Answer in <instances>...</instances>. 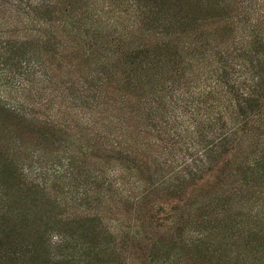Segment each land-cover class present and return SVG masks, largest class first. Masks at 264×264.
<instances>
[{"label":"trees","instance_id":"1","mask_svg":"<svg viewBox=\"0 0 264 264\" xmlns=\"http://www.w3.org/2000/svg\"><path fill=\"white\" fill-rule=\"evenodd\" d=\"M209 1L203 0L205 3ZM257 1L258 6L254 5L256 0H233V3L242 21L247 18L250 21L252 14L256 16L249 26L253 32L261 28L260 34L264 35V0ZM110 5V1L105 0H0V115L37 118L41 126H50L53 133L61 134L64 151L69 147L68 138L73 136L69 134L79 131L84 139L86 134L92 136V140L90 137L85 139L84 158L91 157L94 151L108 154H103L101 164L98 161L94 171H77L71 156V162L59 160L63 161L60 171L53 170L51 176L55 173L56 178L62 180L82 182L85 179L82 185L87 189L86 193L98 197L94 208L83 205L68 207L75 211L68 216L72 217V224L78 222L76 230L93 222L101 226L105 219L101 214H112L110 203L123 204L136 196L140 188L141 167L147 163L146 157H150L151 148L158 142L164 145L161 149L169 155V159L161 162L166 169L177 162H183V165L191 163L190 171L197 174L210 162V154L219 151L220 144L225 145L231 134L237 133L238 127L247 130L243 136L246 137L244 148L248 154L241 157L239 166L244 190L233 199H224V207L229 208L216 212V217H221L230 211V206H236L234 209L238 213L235 216L240 220V226L235 225L239 230L234 236L220 238L215 237L220 228L214 230V237L221 245L240 242L238 240L246 230L255 228L253 224L257 217L264 215L263 202L257 204L260 196H264V56L259 58L256 53L249 52L247 44L237 51L232 49L222 53L221 56L227 59L224 68L230 71L227 84L219 79V90L213 91L210 98V92L199 93L203 102H196L197 111H190L189 117L185 118L192 125L214 121L208 131L213 138L210 143L198 147L203 143L199 125L187 126L182 132L173 128L172 138L166 133L164 140L156 137L157 143L144 137L139 141L138 135L149 137L151 131L157 135L166 131L162 127L164 122L162 126H154L150 122L154 112L158 116L161 99L172 82L169 77L167 88L165 85L158 88V83H165V80L153 79L155 63L149 59L152 52L155 54V50L163 48L168 56L169 38L177 32L182 34V30L185 34L189 31L191 37L198 40L207 20L197 19L191 29L184 30L178 26L173 32L170 31L171 24L162 22H154L147 27L144 20H129L126 26L117 25L108 17L113 13ZM116 12L119 14L120 10ZM119 29L120 35L116 38ZM261 38L264 41V36ZM125 39H128V44H123ZM118 71L124 73L123 78L116 77ZM170 72L176 73L178 69ZM64 76L67 78L59 80ZM120 81L123 85L117 87ZM116 92L120 94L118 100L121 102L108 99ZM120 103L129 104V113L122 106L118 108ZM116 108L124 116L131 117L127 119L111 114ZM183 113L175 112L172 118L176 119ZM221 115L232 124L231 134L224 132V126L216 122ZM155 119L152 121L161 123L160 119ZM136 124L141 126L137 128ZM196 147L200 156L196 160L184 161L186 151ZM182 150L185 152L179 157ZM175 152L179 155H174ZM18 158L0 166V179L2 177L8 184H5L6 188L0 185V264H26L25 255L32 264H124L125 260L118 261L116 248L126 242V234L118 232L117 237L107 232L111 244L100 248L85 238L78 239L76 231L73 233L65 228V222H53L52 219L58 217L56 214L46 215L44 222L43 215L37 217L36 212L39 211L35 210V203L29 207L34 210L28 209L27 204L33 200L22 190L35 195L40 192L42 198L53 199L54 206L55 198L47 188V183L51 182L47 177L50 170L33 159ZM71 202L74 205L76 198ZM106 205L108 211L104 209ZM61 206L66 207V204ZM204 228L196 232L194 248L210 252L211 258L219 254L218 259H222V248L212 245L209 240L213 230ZM23 231H32L34 237L24 252L14 239ZM253 232L262 233L259 229ZM213 247L215 249H211ZM109 249L113 251L105 254ZM150 263L166 264L167 258L156 255Z\"/></svg>","mask_w":264,"mask_h":264},{"label":"rangeland","instance_id":"2","mask_svg":"<svg viewBox=\"0 0 264 264\" xmlns=\"http://www.w3.org/2000/svg\"><path fill=\"white\" fill-rule=\"evenodd\" d=\"M108 1L113 8V13L108 17L117 25L126 26L129 24V20H144L147 27L154 22H162L165 25L171 24L172 29L170 31L173 32L178 26L184 30L191 29L197 19L199 21L202 18L207 20V25L201 30L202 33L198 36V40L192 38L189 31L185 34L183 30L182 34L177 32L172 38H169L171 44L167 53L170 58L175 59L168 58L163 48L159 51L155 50V54L152 52V58L149 59H153L155 63V70L152 72L154 74L153 79L165 80V83H158V88L164 85L167 88L169 77H171L173 84L170 83L168 92L165 93L164 91L165 96L161 99V110H157L160 118L155 112L151 116L153 119L156 118L155 120L160 119L161 123L159 124V121L154 122L153 119L150 122L154 126H162L164 122L162 127L166 131L161 135L151 131L149 137L144 134L138 135L139 141L146 138L156 142L157 136L164 140L166 133L172 138L173 128L182 132L184 128L192 125L186 122L185 118L189 117L190 111H197L196 102H203V98L198 94L210 92L208 95L210 98L213 91L219 90V85H221L219 79L227 84L226 79L230 75V71L228 68H224L227 59L221 56L223 52H229L232 49L237 51L244 44H247L249 52L254 55L256 53L259 58L264 56V41L261 38L264 35L260 34L261 28L253 32L249 26L256 16L252 14L250 21L249 18L242 21V17L237 16L238 12L233 0H228L229 2L211 0L207 3L203 0H105V2ZM254 5H259L257 0ZM116 10H120L119 14ZM119 35L120 29L115 37L117 38ZM125 41L122 43L128 44V39ZM121 61L124 62L126 59H121ZM175 68L178 69V72L171 73L170 70ZM156 73H158V78ZM116 77L123 78L124 73L118 71ZM65 78L67 77L64 76L59 80ZM122 85L123 83L120 81L117 87ZM125 90L126 87L124 86V92ZM119 97L120 94L116 92L114 96L109 95L108 99L121 102L118 100ZM120 106L126 113H129V104L120 103L118 108ZM118 108L111 114H118L121 118L127 119L131 117V115L126 117L125 114H121ZM175 112L184 113L183 116L179 115L173 119L172 116ZM253 119L255 121V118ZM38 122L37 118L31 116L14 118L0 115V166L6 165L7 162H13L14 158L20 157L40 162L43 167L50 170L47 177L51 179V182L47 183V188L49 187L50 194L55 198L54 206H52L53 199L42 198L40 192L39 195H35L33 192L22 190L23 194L26 192L29 199L33 200L27 204V208L34 210L29 207L35 203V210L39 211L36 212L37 217L44 216L42 221L45 222L46 215L54 216L56 214L58 217H54L53 222H65V228L72 230L73 233L76 231L78 239L85 238L93 242V245H99L100 248L102 245L111 244L107 232L110 233V236H115L118 232H121L119 234L122 235L126 234V242L116 248L118 261L125 260L124 264H151L150 259L156 255L159 258H167L166 264H264V215L257 217L253 224L255 225L253 230L259 229L262 233L253 232L252 229L246 230L244 236L238 240L240 242H236L234 245H221L215 238L234 236L239 230V227L235 225L237 223L240 226L238 223L240 220L235 216L238 213V210L234 209L236 206L234 208L230 206V211L221 217H216V212L229 208V206L224 207L226 202L223 201L224 199H233L234 195H239V192L244 190L239 166L242 161L241 157L248 154L244 148L246 137L243 136L247 130H240L238 127L237 133L232 135L230 132L232 124L227 122L224 115H221L216 122L220 126H224L223 131L231 134V136L225 145L220 144L221 149L219 151L210 154L211 160L201 169V173L192 174L194 173L190 171L192 164L183 165V162L172 164L171 168L166 169V166L162 165L161 162L165 158L169 159V155L161 149L164 145L156 142L157 146L151 148L150 157L145 156L147 163L141 167L139 172L141 182L136 196L123 204L110 203L112 214H101L105 218L101 226L97 222L87 223L81 225L79 230H76L77 221L75 224L70 222L72 217L68 215H72L75 211L68 207L83 205L94 208L98 197L86 193L87 189L82 185L85 183V179L82 182H74L69 179L56 178L57 174L55 175V173L54 176L51 175L53 170L60 171L63 163V161H59L61 159L69 160L71 156L77 171H85V169L94 171L98 167V161L101 164L103 154L105 156L108 154L94 151L91 157L84 158L83 155L86 154L85 139L88 140L90 136L86 134L84 139L79 131L69 132V136L71 134L73 136H70L71 139L68 138L69 147L64 151L65 145L61 141L63 139L61 134L53 133L50 126L43 127ZM201 122L200 124L193 123L195 126L199 125L200 132L203 134L201 138L203 143L198 146L199 148L203 144H207L206 142L210 143L213 139L208 131L211 124L215 123L212 121L210 124H205V122L201 124ZM238 122H241V119H238ZM247 125L250 126V123ZM136 126L138 128L141 125L136 124ZM90 139L92 140V136ZM187 142L189 143V141ZM198 150L196 147L194 150L186 151V155L183 156L184 161L196 160L200 156ZM184 152L182 150L179 157ZM179 154L178 152L174 153V155ZM141 158L140 156L139 159ZM20 160L23 161V159ZM107 179H110L109 176ZM0 180V185L6 188L8 184L2 177ZM79 184L81 185L79 186ZM89 187L94 188L92 185ZM88 197L90 199H87ZM72 198H76L74 205L71 202ZM262 202L264 206V196H260L257 204ZM65 204L66 207L61 206ZM104 209L109 210L107 205ZM204 227L213 230L209 240L212 245L222 248V259H218V256H221L219 254L211 258L210 252L205 253L201 252L203 248L198 250L196 247L194 248L195 234ZM218 227L220 229L214 237V230ZM23 229L26 230V228ZM116 236L119 237L118 234ZM14 239L19 242L22 252L28 249L34 241L32 231L18 233ZM246 243L249 245H245ZM88 245L90 248L92 247L90 244ZM211 249H215V247ZM224 249L226 250L225 253ZM111 251L113 250L109 249L105 254ZM120 253L122 254L120 255ZM27 257L26 255L24 257L26 264H32ZM114 258L117 260L116 255Z\"/></svg>","mask_w":264,"mask_h":264}]
</instances>
